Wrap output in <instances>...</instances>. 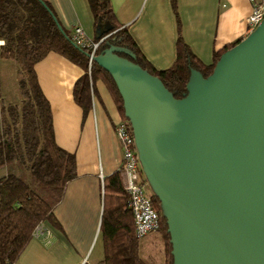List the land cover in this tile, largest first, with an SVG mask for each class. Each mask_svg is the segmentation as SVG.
<instances>
[{
	"label": "water",
	"instance_id": "water-1",
	"mask_svg": "<svg viewBox=\"0 0 264 264\" xmlns=\"http://www.w3.org/2000/svg\"><path fill=\"white\" fill-rule=\"evenodd\" d=\"M134 58L109 42L93 57L121 96L172 264H264V19L208 76L191 67L180 98Z\"/></svg>",
	"mask_w": 264,
	"mask_h": 264
},
{
	"label": "trees",
	"instance_id": "trees-1",
	"mask_svg": "<svg viewBox=\"0 0 264 264\" xmlns=\"http://www.w3.org/2000/svg\"><path fill=\"white\" fill-rule=\"evenodd\" d=\"M42 1L57 18L50 1ZM87 1L93 17V41L103 38L96 54L106 42L129 49L135 55L133 61L160 78L176 98L185 92L191 67L204 77L208 76L221 53L234 44L214 54L210 64L201 61L185 42L176 0H170L177 24L176 54L168 68L158 70L144 56L128 28L118 21L110 0ZM62 28L64 33L40 0H0V40L4 41L0 45V58L15 64L21 75L18 87L22 96L19 106L9 104L0 107V166L4 170L0 174V264H15L38 222L57 224L52 208L62 198L67 182L77 175L75 154L55 141L51 109L38 82L36 63L49 52H55L84 71L72 90L74 101L82 108L84 117L92 108L94 83L102 80L121 118L128 121L110 74L93 62L88 75L87 48L76 45L71 38L72 31ZM151 196L155 209L160 213L157 232L163 244V264H172L165 219L157 197ZM127 200L119 169L103 180L101 228L105 264H145L140 256V240L134 235V222Z\"/></svg>",
	"mask_w": 264,
	"mask_h": 264
},
{
	"label": "crops",
	"instance_id": "crops-1",
	"mask_svg": "<svg viewBox=\"0 0 264 264\" xmlns=\"http://www.w3.org/2000/svg\"><path fill=\"white\" fill-rule=\"evenodd\" d=\"M49 1L66 30L80 26L93 40V17L87 0ZM110 1L118 21L128 28L148 61L158 70L168 68L175 59L177 39L171 1ZM176 9L185 42L206 64L213 61L214 54L248 34L244 18L251 10L249 0H176ZM1 60L8 70L9 86L0 89V107L19 106L21 75L13 62ZM35 71L50 105L55 141L75 154L77 175L67 182L62 198L52 208L57 224L45 221L49 242L31 238L15 264H105L103 180L120 169L122 152L114 131L120 112L98 79L91 90L92 108L84 117L72 95L84 71L58 53L49 52L36 63ZM142 246L140 239V256Z\"/></svg>",
	"mask_w": 264,
	"mask_h": 264
},
{
	"label": "built area",
	"instance_id": "built-area-1",
	"mask_svg": "<svg viewBox=\"0 0 264 264\" xmlns=\"http://www.w3.org/2000/svg\"><path fill=\"white\" fill-rule=\"evenodd\" d=\"M249 1L251 10L244 18V22L249 28L248 32L264 19V0ZM71 38L76 45L87 48V73L90 75L91 66L94 62L93 57L96 55L99 43L103 38L98 42L87 38L80 26H74ZM3 44L4 41L0 40V45ZM114 131L122 152L120 170L123 177V189L128 196L127 208L133 217L134 235L140 240L159 229L160 213L155 209L152 194L148 191L149 185L142 173L129 122L119 118L115 123ZM49 234L45 221H40L32 230L31 237L49 242Z\"/></svg>",
	"mask_w": 264,
	"mask_h": 264
},
{
	"label": "rangeland",
	"instance_id": "rangeland-1",
	"mask_svg": "<svg viewBox=\"0 0 264 264\" xmlns=\"http://www.w3.org/2000/svg\"><path fill=\"white\" fill-rule=\"evenodd\" d=\"M0 58V89L2 90L4 87L9 86L8 84V70L5 68L6 65H3V60ZM12 62V61H11ZM14 78L18 80V77L15 75ZM20 79V78H19ZM11 85L13 84L12 78L10 77ZM9 82V83H10ZM19 82V81H18ZM11 169V168H10ZM4 171V170H3ZM1 171V173H3ZM22 175H25L22 171ZM150 190V188H149ZM142 247L141 256L145 262V264H163V244L160 238V234L155 231L144 238L141 239Z\"/></svg>",
	"mask_w": 264,
	"mask_h": 264
}]
</instances>
